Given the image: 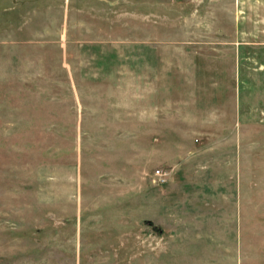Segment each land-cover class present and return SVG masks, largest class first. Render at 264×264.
<instances>
[{
    "label": "rangeland",
    "instance_id": "374dc122",
    "mask_svg": "<svg viewBox=\"0 0 264 264\" xmlns=\"http://www.w3.org/2000/svg\"><path fill=\"white\" fill-rule=\"evenodd\" d=\"M0 264H264V0H0Z\"/></svg>",
    "mask_w": 264,
    "mask_h": 264
},
{
    "label": "built area",
    "instance_id": "2783aa9c",
    "mask_svg": "<svg viewBox=\"0 0 264 264\" xmlns=\"http://www.w3.org/2000/svg\"><path fill=\"white\" fill-rule=\"evenodd\" d=\"M167 174H168L167 170L156 168L153 172V177L157 182L163 183L167 179Z\"/></svg>",
    "mask_w": 264,
    "mask_h": 264
}]
</instances>
